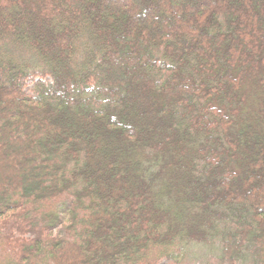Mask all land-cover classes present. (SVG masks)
<instances>
[{
	"label": "trees",
	"instance_id": "16d2710c",
	"mask_svg": "<svg viewBox=\"0 0 264 264\" xmlns=\"http://www.w3.org/2000/svg\"><path fill=\"white\" fill-rule=\"evenodd\" d=\"M264 264V0H0V264Z\"/></svg>",
	"mask_w": 264,
	"mask_h": 264
},
{
	"label": "rangeland",
	"instance_id": "374dc122",
	"mask_svg": "<svg viewBox=\"0 0 264 264\" xmlns=\"http://www.w3.org/2000/svg\"><path fill=\"white\" fill-rule=\"evenodd\" d=\"M207 254V253H206ZM154 264H220L219 259L214 253L207 255H198L196 258L192 254L191 257H185L184 259H178L175 256L173 259H168L167 257H158Z\"/></svg>",
	"mask_w": 264,
	"mask_h": 264
}]
</instances>
